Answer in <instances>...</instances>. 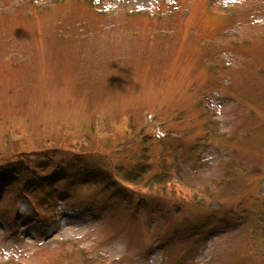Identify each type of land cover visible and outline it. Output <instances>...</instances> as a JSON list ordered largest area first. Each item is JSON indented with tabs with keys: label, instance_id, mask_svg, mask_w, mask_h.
<instances>
[{
	"label": "rangeland",
	"instance_id": "obj_1",
	"mask_svg": "<svg viewBox=\"0 0 264 264\" xmlns=\"http://www.w3.org/2000/svg\"><path fill=\"white\" fill-rule=\"evenodd\" d=\"M45 150L117 185H4L0 264H264V0H0V164Z\"/></svg>",
	"mask_w": 264,
	"mask_h": 264
},
{
	"label": "trees",
	"instance_id": "obj_2",
	"mask_svg": "<svg viewBox=\"0 0 264 264\" xmlns=\"http://www.w3.org/2000/svg\"><path fill=\"white\" fill-rule=\"evenodd\" d=\"M139 137V136H138ZM140 138V137H139ZM144 141V140H140ZM38 152V151H37ZM32 153L31 155H26V157L21 158H10L5 160L3 163L0 164V190L1 188L8 184V185H25L27 189L34 185L33 183H37L36 187L39 188L44 184V182L49 180H57L63 174L67 172H72L69 177L76 179L78 177L81 181L89 182L93 185L101 187L104 190V187L107 189L108 187L117 185L115 184L114 174L108 170V168L102 167H95L93 165L85 164V163H78L75 165H79V167L75 166L74 163L71 168L68 167L66 164H60L55 167L52 172H48L47 168L53 165L54 155L52 150H45L39 153ZM143 152H146L145 150ZM165 152V151H164ZM160 153V166H161V174L157 178L160 181L159 186H154L157 189H164L167 187H174V189L179 193L180 187L177 183L173 182L172 179H167L166 175H170V165H168V156L169 153ZM110 167V166H109ZM37 169L46 170L45 174L40 176L37 172ZM114 176V177H113ZM116 178V177H115ZM135 178V177H134ZM134 178L130 181L135 182ZM117 179V178H116ZM117 188H115L116 190ZM106 191V190H104ZM25 191L21 190V193H25ZM127 193H121L117 198L123 199L124 201L127 199ZM256 228L262 232L264 235V212L261 213L259 218V224H256ZM254 229V228H253Z\"/></svg>",
	"mask_w": 264,
	"mask_h": 264
}]
</instances>
